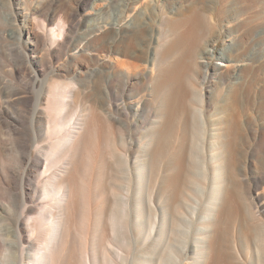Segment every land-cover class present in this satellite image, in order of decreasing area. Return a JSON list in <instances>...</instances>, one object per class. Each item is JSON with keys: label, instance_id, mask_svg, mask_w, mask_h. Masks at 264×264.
<instances>
[{"label": "bare ground", "instance_id": "6f19581e", "mask_svg": "<svg viewBox=\"0 0 264 264\" xmlns=\"http://www.w3.org/2000/svg\"><path fill=\"white\" fill-rule=\"evenodd\" d=\"M141 1L142 49L119 0H0V264H264V0Z\"/></svg>", "mask_w": 264, "mask_h": 264}, {"label": "rangeland", "instance_id": "374dc122", "mask_svg": "<svg viewBox=\"0 0 264 264\" xmlns=\"http://www.w3.org/2000/svg\"><path fill=\"white\" fill-rule=\"evenodd\" d=\"M78 1L79 0H55L56 7L59 10L58 19L67 12V9L69 7L77 6ZM156 2L163 9L162 12H157L158 14L155 17L156 20H158L160 17L169 16V18H172L174 16V14L171 12H172V9H174V6L177 5V0H157ZM119 3H120V5L116 6V8L109 5V8L102 10L100 12L99 20L97 22L102 24V25H109V26L111 24H114V23L122 25V24H125L126 22H128L131 18H134L135 16L138 15V17H139L138 23L139 24H137L138 26L136 25L137 27H135V30L137 28L139 39L136 40V46L138 45V48H140V49H142L143 47L145 48L147 46V41H146V38L142 34L144 33L143 26H144V21L146 19L145 18L146 13L144 10L143 2L141 0H138V1H136V0H119ZM91 5H93V4L90 3L88 8H90ZM176 7H178V5ZM85 14L86 13L81 14L79 19L82 21L87 20V18H86L87 16H85ZM127 16H129L130 18H127ZM40 17L41 16H38V18H40ZM89 18L90 17H88V19ZM41 20H42V18H41ZM55 25H56V23H53L51 25V28H54ZM79 31H80V34L84 33L85 27L81 26ZM1 44H0V56H1L0 57V77H9L10 78L11 76L9 74H5L4 72L8 71L10 69L9 66H11L12 63H14L13 58L10 56L9 50H11L12 48H16V46L15 45H7V46L4 45L5 46L4 47ZM139 44H140V46H139ZM220 47L222 48L223 45H220ZM67 54H69L67 49L63 53H55L50 64H44L43 63L40 65V69H37V70L40 71L42 68V70L39 73V80L43 82L42 83L43 86H46V84H48L49 80H53L54 77H58L57 76L58 74L63 75V76H59V77H67V78L79 77L78 73L77 74H74L73 72L66 73L68 71V68H67L68 66H66L67 65L66 64L67 59H68ZM173 60H176V58L170 60V62ZM3 61H4V63H3ZM61 68L64 71V73H58V70ZM92 69H93V72H91L87 76L83 75V77H98L100 74H102L104 77H107L109 75L111 77H122L123 76L122 73H120L119 71H116V70L111 71L110 74H107V73H105V70L103 69V67H98V65H94L92 67ZM193 77H198V75H196L193 72V76L192 75L187 76V80L190 83L196 84V80ZM40 84L38 85V88H37L38 90L41 87ZM202 87L205 90L206 84L203 85ZM26 124H27L26 125L27 131L31 134H34V130H33L32 126L30 125V123L27 122ZM29 139H31V138H29ZM11 153L13 155L12 157L9 156ZM6 154H4L6 156V158L4 159V162H3L4 166H9L12 169H16L18 173L23 172L21 165L16 163L15 157L17 156V154L14 153V151L7 152ZM4 182L5 181L3 180L2 175L0 173V209H1V207H6V206L14 207L13 205H17L16 200L12 199V197H14V195L17 193V189L14 187L13 184H12V187L9 189L8 183L7 182L4 183ZM15 211L17 213V209L15 210V208H13L12 213L14 214V216L16 215ZM17 216L18 215H16L15 217H17ZM25 246L27 247L28 245H25ZM7 259H10V258H6V260Z\"/></svg>", "mask_w": 264, "mask_h": 264}]
</instances>
